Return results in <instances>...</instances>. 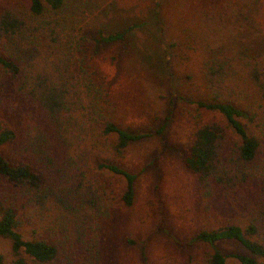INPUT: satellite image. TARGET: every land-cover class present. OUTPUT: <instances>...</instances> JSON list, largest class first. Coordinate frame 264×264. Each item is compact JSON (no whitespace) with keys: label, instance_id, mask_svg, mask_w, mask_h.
<instances>
[{"label":"trees","instance_id":"obj_1","mask_svg":"<svg viewBox=\"0 0 264 264\" xmlns=\"http://www.w3.org/2000/svg\"><path fill=\"white\" fill-rule=\"evenodd\" d=\"M67 9L66 0L0 7V238L11 249L0 264H108L115 199L98 174L124 179L121 200L132 207L138 175L122 160L155 135L119 123L92 62L93 40L128 47L130 29L93 39ZM203 71L197 105L219 118L196 129L183 162L198 201L224 220L189 244L212 247L209 264H264V60L213 51ZM222 241L246 252L224 255Z\"/></svg>","mask_w":264,"mask_h":264},{"label":"rangeland","instance_id":"obj_2","mask_svg":"<svg viewBox=\"0 0 264 264\" xmlns=\"http://www.w3.org/2000/svg\"><path fill=\"white\" fill-rule=\"evenodd\" d=\"M30 0H0L23 5ZM90 38L130 29L128 47H91L92 62L107 76L119 123L137 134L154 133L132 145L122 165L138 175L132 207L122 203L124 179L105 171L114 217L104 233L112 252L108 264H209L213 248L190 245L199 230L224 218L198 201L195 177L184 165L193 133L218 120L199 109L207 98L203 65L213 51L264 60V0H66ZM168 123L164 134H156ZM229 218V216H225ZM128 240L133 241L130 244ZM217 248L231 256L246 252L238 243ZM8 240L0 254L10 257ZM230 264H238L229 259Z\"/></svg>","mask_w":264,"mask_h":264}]
</instances>
